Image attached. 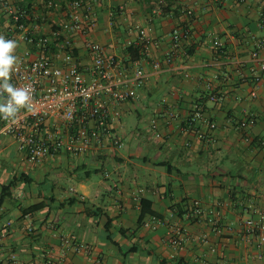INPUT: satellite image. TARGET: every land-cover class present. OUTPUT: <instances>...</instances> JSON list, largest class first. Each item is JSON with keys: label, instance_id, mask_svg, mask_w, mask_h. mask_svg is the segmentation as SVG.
Segmentation results:
<instances>
[{"label": "crops", "instance_id": "crops-1", "mask_svg": "<svg viewBox=\"0 0 264 264\" xmlns=\"http://www.w3.org/2000/svg\"><path fill=\"white\" fill-rule=\"evenodd\" d=\"M66 1L49 7L47 0H0V35L12 39L16 15L28 20L13 39L18 58L38 54L21 35L60 28ZM158 2L99 0L97 24L74 35L86 70L93 66L85 47L90 40L106 55L151 71L149 62L163 61L173 48L174 31L183 32L173 62L150 72L138 98L123 107L149 117L145 129L128 133L122 118L115 133L123 146L36 164L14 138L0 135V199L13 177L30 180L0 203V264H264V231L245 223L264 213V0H165L156 11ZM140 30L152 40L149 60ZM198 107L213 117L215 129L191 121ZM38 166L69 177V192L48 184L47 176L34 177L30 171ZM43 201L49 206L23 213ZM178 206L194 209L191 219L173 213ZM145 207L161 218L141 220ZM175 226L185 234L182 248L170 243ZM66 239L87 249L75 252Z\"/></svg>", "mask_w": 264, "mask_h": 264}, {"label": "built area", "instance_id": "built-area-1", "mask_svg": "<svg viewBox=\"0 0 264 264\" xmlns=\"http://www.w3.org/2000/svg\"><path fill=\"white\" fill-rule=\"evenodd\" d=\"M49 7L54 0H47ZM99 0H67L66 20L60 28L49 35H21V39L38 48V54L31 57L29 52L19 57L18 65L12 75L17 86L31 84L33 92V112H22L19 123L9 125L0 120V135L14 138L20 151L27 155L31 163H41L58 156H99L107 148L117 149L123 141L115 133L124 114V105L138 98L139 90L148 82L150 72H157L173 62L178 52L183 32L176 29L173 33L174 46L163 61H150L151 71L141 65L127 64L113 56L106 55L105 48L97 42L86 41L85 47L93 58L90 69L84 67L76 53L74 35H87L90 28L97 24L94 6ZM165 0H159L156 11H162ZM19 15L14 19L17 21ZM22 31L24 25L19 26ZM143 38V54L146 60L151 38L145 30H140ZM17 37L16 31L11 38ZM215 47L222 45L214 41ZM132 42L129 43V46ZM264 71V62L261 64ZM86 72L90 78L86 77ZM210 99L217 101L218 95L209 86ZM192 122H203L215 129L213 117L203 107H198L191 118ZM247 122H242L246 127ZM156 136H160L156 122H153ZM195 213H200V204L194 202ZM259 220L245 221L253 230L264 231V213ZM11 226V222L7 223ZM31 230V229H30ZM170 243L182 248L185 234L181 227L175 226L170 233ZM261 241H264L263 235ZM65 242L75 252L84 251L86 245Z\"/></svg>", "mask_w": 264, "mask_h": 264}, {"label": "clouds", "instance_id": "clouds-1", "mask_svg": "<svg viewBox=\"0 0 264 264\" xmlns=\"http://www.w3.org/2000/svg\"><path fill=\"white\" fill-rule=\"evenodd\" d=\"M18 43L0 35V120L9 125L19 123L22 112H33V92L31 84L17 86L12 82V75L18 65L15 54Z\"/></svg>", "mask_w": 264, "mask_h": 264}, {"label": "trees", "instance_id": "trees-1", "mask_svg": "<svg viewBox=\"0 0 264 264\" xmlns=\"http://www.w3.org/2000/svg\"><path fill=\"white\" fill-rule=\"evenodd\" d=\"M164 6L162 8H164ZM12 24L14 25V29L16 30V32H20L21 30L19 29V26H21V25L27 26L28 20L26 19V17L24 15H19V18L17 21L15 19L12 20ZM132 47L133 46H131L129 48V50H131L133 52L135 50ZM142 54H143V51H142ZM22 181L23 182H30L27 175H21L20 177L15 176L7 184H3L2 188H1L2 197L0 199V203H2L6 198L10 197L12 195V191L17 188L18 183L22 182ZM47 202L43 201V202H40L38 204H34V205L24 209L23 213L28 214V213H32V212H39L40 210L49 206V203H47ZM183 208H184L183 206H178V207H176V209H172V210H173V213L177 214L179 216V218H181V219L185 216V214H187L189 219H191L190 217L193 216L194 209H191L190 207H188V209L185 210V208L184 209ZM148 214L152 215L156 218H161L159 215H157L151 209L145 207V208H143L142 213H141V220H143V218Z\"/></svg>", "mask_w": 264, "mask_h": 264}, {"label": "rangeland", "instance_id": "rangeland-1", "mask_svg": "<svg viewBox=\"0 0 264 264\" xmlns=\"http://www.w3.org/2000/svg\"><path fill=\"white\" fill-rule=\"evenodd\" d=\"M122 118H123L122 119L123 123L127 126L128 133H131L132 131L136 130V128L145 129L150 123L149 117H143L139 119L135 111L133 112L127 111L126 113L123 114ZM30 172L37 179H42L43 176H47L48 184L54 181L58 186H62V188H65L66 192H69V188L72 186L69 177L67 176L59 177L57 175L56 170L54 169L51 171L50 170L47 171L43 166H38L36 169L33 168ZM42 185L46 187L44 183Z\"/></svg>", "mask_w": 264, "mask_h": 264}]
</instances>
